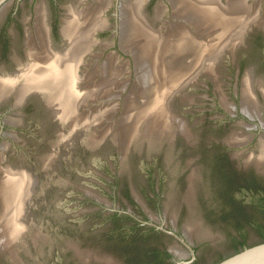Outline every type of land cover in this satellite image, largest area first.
<instances>
[{
	"label": "flooded vegetation",
	"instance_id": "obj_1",
	"mask_svg": "<svg viewBox=\"0 0 264 264\" xmlns=\"http://www.w3.org/2000/svg\"><path fill=\"white\" fill-rule=\"evenodd\" d=\"M217 2L221 8H227L231 0ZM192 3L193 0H0V83L10 84L11 77L15 78L13 90L3 83L5 91L0 93V175L2 169L11 168L22 169L33 177L27 166L12 162L35 154L41 159L42 177L60 191L74 186L64 182V175L73 180L81 174L90 176V181L101 187L110 206L106 198L93 196L96 193L91 196L74 186L80 194L79 206L87 207L82 215H91L90 224L77 229L91 237L86 242L94 249L110 256L109 264L136 263L140 241L147 240L145 236L165 253V264H177L184 258L188 261L185 264H192L198 255V244L185 235L181 217L187 219L200 210L211 218L218 212L219 217L228 213L227 218L241 221L249 217L251 205L253 210L255 205L264 207V0H243L255 18L245 25L243 36L235 40L229 38L228 29L218 45L215 67L209 71L202 63L201 70L171 96L167 128L148 131L139 126L127 141L122 142L119 137L118 117L123 111V98L131 88V77L136 80L131 51L120 46L121 27L140 26L142 19V26H153L160 35L176 26L199 35L188 15ZM68 13L69 26H98L90 34L89 50L77 63L80 79L74 82L75 87L80 92L92 88V81L100 75L102 63L109 56L114 58V66L122 65L121 77L126 85L114 88L116 95L88 98L79 105L74 116L79 122L87 116L85 119H89L97 110L112 107L110 115H103L99 125L85 124L88 127L78 132L75 143L65 147L60 144L62 131H69L75 119L60 120L52 111L47 93L33 90L21 98L18 93L24 85L23 69L31 66L36 73L53 62L47 60L48 55L38 60L28 53L35 50L36 54L41 53L38 57H43L37 26H43V40L49 50L59 53L67 44L62 26ZM88 17L90 22L86 21ZM169 26H173L172 30ZM184 63L182 56L180 66ZM91 68L97 75L92 81L87 77L82 80ZM219 75L226 84L227 102L225 97L217 96ZM198 114H202L201 119H197ZM100 132L97 141L93 136ZM209 132H215L217 137ZM90 162L97 169L82 168V164ZM36 183L22 211L21 217L27 218L20 233L22 239L9 247H0V264H39L50 245L49 231L59 235L66 231L62 225L50 227L55 222L50 220L48 208L53 191L51 196L47 192L41 198L47 208L32 210L33 204L39 203L33 201ZM171 207L180 218L170 213ZM39 223L49 234L45 241H39L40 248L27 240ZM52 238L51 247L62 251L66 264H108L80 256L57 236ZM10 247L12 252L8 251ZM182 250L186 257L181 256L185 254ZM130 257L135 261L131 262Z\"/></svg>",
	"mask_w": 264,
	"mask_h": 264
},
{
	"label": "bare ground",
	"instance_id": "obj_2",
	"mask_svg": "<svg viewBox=\"0 0 264 264\" xmlns=\"http://www.w3.org/2000/svg\"><path fill=\"white\" fill-rule=\"evenodd\" d=\"M246 7L243 0H231L227 8H221L217 0H193L188 9V15L196 24L194 27L199 30V35H194L188 29L181 30V27L177 26L174 30H172L173 26L172 28L169 26L172 31L160 35V32L154 30L153 26H147V24L142 26L141 22L143 20L138 19L139 15L136 14L137 19L140 20V26H135L136 24L133 21L134 26L121 27L120 46L127 51H131L136 76V80L125 98H123L125 99L123 101V111L120 112L121 115L118 117V134L122 142L127 141L133 132L138 131L139 126L148 131L154 128L162 130L169 126L168 99L181 86L183 87L184 81L187 80L188 82V79L190 80V77L195 75L202 63L206 65L209 71L215 67L218 45L225 38L223 35L228 29L230 31L229 38L232 37L235 40L239 36L241 37L246 28L245 25L255 18V15L250 14ZM68 18L69 13L66 24L62 26L67 44L65 49L59 53H52L49 50L43 40L44 28L43 26H37L36 31L38 30V32L36 33L39 35V44L41 49L44 50L43 57H38L41 53L36 54L35 50L30 49L28 53L38 60L46 59L48 55L47 60L50 62L53 60V64L50 63V65L54 66L48 65V67L40 68L36 73H34V67L31 66L23 69L21 78L24 85L19 91L20 94L18 93L19 98L33 90L47 93L52 101L50 104H52L53 113L63 121L74 118L78 113L79 105L86 99L99 98L100 95L112 96L115 93L114 88L120 86L124 88L126 85V80L121 77L122 65L114 66V58L109 56L102 63L101 73L97 76V78H100L97 81H92L94 76L97 75L94 73V68H91L84 75L82 80L86 77L89 78L93 87L82 92L76 90L74 82L80 79L77 75V63L82 55L89 50L92 40L90 34L98 26H84V23H80L79 26H69L70 19ZM86 21L90 22V18L88 17ZM232 38L231 40H233ZM182 56L185 58L183 67L180 66ZM1 80L0 82H2ZM11 80L10 84L3 82L6 83L8 89L9 87L12 88L15 78L11 77ZM3 83H0V93L5 91L2 88ZM8 89L6 88V90ZM12 90L10 89V91ZM110 107L112 105L109 106V110L108 108L102 109V112L97 110V113H94L89 119H85L88 118L87 116L81 119L80 122L77 121V118H74L73 123H70V130L67 132L62 131L60 144L65 147L73 145L78 132L88 127L85 124L94 123L99 125L103 115H106V117L110 115ZM98 136H101V132L100 135L97 133L93 137L98 141ZM2 171L3 173L0 175V247H9L13 243L17 244L22 239L20 233L25 228L27 221V218L21 217L22 211L25 207V201L30 198L31 193L34 191V183L37 180L36 176L32 177L22 169L4 168Z\"/></svg>",
	"mask_w": 264,
	"mask_h": 264
},
{
	"label": "rangeland",
	"instance_id": "obj_3",
	"mask_svg": "<svg viewBox=\"0 0 264 264\" xmlns=\"http://www.w3.org/2000/svg\"><path fill=\"white\" fill-rule=\"evenodd\" d=\"M98 78L95 80L97 81ZM218 78L219 85L217 89L219 92L217 96L221 98L223 97V99L225 97L224 100L227 102L226 96H228V93L226 92L225 81L223 79V76L221 75H219ZM134 81L135 77L132 76L131 82L129 83L130 87L132 86ZM195 101H200V98L198 97V99ZM210 115L211 114H209V116ZM201 118L202 114H198L197 119ZM209 134L211 136L213 135L214 137H217L215 132H209ZM40 157H42V155H40ZM22 158V160L20 159L21 161L16 159L13 160L14 162H12V159H8V161L10 163L12 162V164L14 165L21 164L23 166H27L26 168L31 170L33 176L38 177V180L36 179L37 186L36 192L33 196V201L38 200L39 203L38 205L34 203L32 206V210L35 211L39 208L43 209V207L47 208V205L45 204V202L41 201V198L43 194H46L47 192H49L51 196L53 191L52 202L50 203L51 205L48 208L51 212L49 213L50 220L55 222L54 224H51L50 227L54 228V226H60L61 228L62 225V228L66 230L62 235H59L58 233L53 234V231H49V236V234H47L41 227L40 223L37 226L36 224L33 225L37 228L33 230L34 235H32L27 240L32 241L34 246H40L41 244L39 243V241H45L49 236L47 240H49L50 242L47 253L42 252L43 256L41 255V257H43L44 260L39 259V264H66L62 256V251L60 249L51 247V245L54 244V241L51 240L53 239V235L55 237L57 236L59 240L65 242L66 245L71 246L74 252H77L80 256L85 255L89 260H102L103 262L109 264V261L112 260L110 256H107L105 252H99L94 249V247L89 244L91 237L86 235V233L80 232V230L77 229V226H81L84 224L89 225L91 222V215H82V211L87 207L79 206L78 198L80 194L74 191V186L84 189L89 195H93L96 193V195L93 196L105 199L106 196L102 194L103 192L101 187L92 183L90 181V176L88 175L84 176L81 174L77 176L76 174V180H73V178H71L70 176L64 175V182H68L70 183V185L74 186L72 188H65L60 191L57 189L54 183L50 182L49 179L46 180V178L42 177L41 174L43 173L41 171V159H39L38 155L37 158L35 154L33 156L28 155L27 157L24 156ZM38 159L39 161H36ZM88 166L97 169V167L91 162L89 164L86 163L85 165L82 164V168H86ZM74 175L75 174H72V176ZM107 202L110 206V202L108 200ZM250 208L252 210H249V212H251L249 217L246 220L241 221L227 218L228 213L226 214V217L224 216L223 218L221 215L219 217L218 212H216L212 215L211 218L209 214H206L205 212L203 213L200 210L193 212L187 219L181 217L184 226V232L186 231L185 235L190 239H196L195 241L198 244V255L192 264H212L213 261L217 260L220 256L225 255L227 252H229L233 248L235 243L237 244L238 242L242 241L252 243L254 241H257L261 237V234L264 233V207H257L255 205L256 209L253 210L254 205H251ZM170 209V213L174 212L176 213L175 216H178L180 218V215L178 214L179 212L175 210L174 207H171ZM33 211L32 213L34 214ZM152 215L155 216V214ZM98 222L101 223V221ZM92 223H96V221H93ZM165 223L169 224L167 219ZM214 237H217V239L212 242L211 239H213ZM210 242H212V244ZM8 251L12 252L11 247L8 248ZM186 255L187 254H184V257H186ZM184 260L186 259L184 258Z\"/></svg>",
	"mask_w": 264,
	"mask_h": 264
},
{
	"label": "water",
	"instance_id": "obj_4",
	"mask_svg": "<svg viewBox=\"0 0 264 264\" xmlns=\"http://www.w3.org/2000/svg\"><path fill=\"white\" fill-rule=\"evenodd\" d=\"M76 90L79 91L78 88H76ZM170 100L171 97L168 99V102ZM159 228L163 229L162 226H159ZM168 233L178 238V236L175 233L171 231H168ZM179 239L183 241L182 238ZM179 248L181 249L180 246ZM182 252L186 254L184 250H182ZM187 262L188 261H185L184 259L176 261L177 264H185ZM212 264H264V240L251 245L243 246L238 251L231 253L225 256L224 258H222L221 260Z\"/></svg>",
	"mask_w": 264,
	"mask_h": 264
},
{
	"label": "trees",
	"instance_id": "obj_5",
	"mask_svg": "<svg viewBox=\"0 0 264 264\" xmlns=\"http://www.w3.org/2000/svg\"><path fill=\"white\" fill-rule=\"evenodd\" d=\"M145 238L147 240L140 241V256L138 257L139 260L134 264H165V259H164L165 253L158 250L156 245L151 244V241H150L151 239L149 238V236H145ZM263 240H264V236H261L257 241H254L247 245H251V244L263 241ZM243 246H246V245L235 244L229 252H227L225 255L220 256L217 260L213 261V263L221 260L222 258H224L225 256L231 253L238 251ZM130 261L132 262L135 260L130 257Z\"/></svg>",
	"mask_w": 264,
	"mask_h": 264
}]
</instances>
